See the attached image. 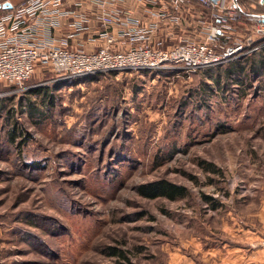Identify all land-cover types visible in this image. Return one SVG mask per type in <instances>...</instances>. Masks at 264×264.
Here are the masks:
<instances>
[{
	"label": "rangeland",
	"instance_id": "1",
	"mask_svg": "<svg viewBox=\"0 0 264 264\" xmlns=\"http://www.w3.org/2000/svg\"><path fill=\"white\" fill-rule=\"evenodd\" d=\"M203 71L108 74L54 90L53 105L32 98L36 112L26 90L48 87L51 71L0 84L18 141L28 138L18 151L0 117V264H179L188 240L215 238L241 196L249 214L264 212V70L220 87ZM160 180L188 196L139 194Z\"/></svg>",
	"mask_w": 264,
	"mask_h": 264
},
{
	"label": "built area",
	"instance_id": "2",
	"mask_svg": "<svg viewBox=\"0 0 264 264\" xmlns=\"http://www.w3.org/2000/svg\"><path fill=\"white\" fill-rule=\"evenodd\" d=\"M61 1L26 0L0 10V84L21 88L39 67L50 69L56 80L162 70L195 73L264 49V0H139L147 5L148 23L120 6L127 0H93L104 40L96 52L69 49L64 40L58 45L53 32L59 18L69 14ZM115 25L125 27L119 33L123 48L113 45ZM160 30L162 40L154 41ZM187 31L190 38L183 35ZM175 38L177 43L165 46Z\"/></svg>",
	"mask_w": 264,
	"mask_h": 264
},
{
	"label": "crops",
	"instance_id": "3",
	"mask_svg": "<svg viewBox=\"0 0 264 264\" xmlns=\"http://www.w3.org/2000/svg\"><path fill=\"white\" fill-rule=\"evenodd\" d=\"M120 6L130 16L142 19L145 23L150 22L145 2L127 0ZM60 8L69 14L59 18V25L53 32L58 45L61 46L60 41L64 40L65 47L86 52H96L104 45V40L100 35L102 27L93 16V12L97 10L93 0H62ZM124 28L123 25H115L110 30L115 38L113 45L116 48H123L121 44L124 38L119 33ZM183 35L185 38L192 36L189 31ZM162 38L163 32L160 30L156 33L154 41L162 40ZM176 41V38L167 40L165 46L175 44ZM165 46L163 45L164 48ZM143 74L147 75L145 72ZM52 77L49 79L50 82L52 79L51 84L62 81L56 80L53 74ZM98 77L100 76L82 78L80 84L95 81ZM66 85L74 86V84L62 83L59 88ZM37 86L40 85L33 84L29 90ZM248 199L246 196L238 198L237 203L238 207L241 206V210L238 208L235 210L229 222L217 230L215 238L213 237L210 242L204 241L203 243L199 238L188 240V253L180 254L179 264H264V246L261 244L264 238V212H257L255 216L249 214L247 212L250 207Z\"/></svg>",
	"mask_w": 264,
	"mask_h": 264
},
{
	"label": "trees",
	"instance_id": "4",
	"mask_svg": "<svg viewBox=\"0 0 264 264\" xmlns=\"http://www.w3.org/2000/svg\"><path fill=\"white\" fill-rule=\"evenodd\" d=\"M262 53V54H261ZM259 54L255 55H249L241 60H237L234 62H231L227 67L223 68L220 67L217 69L214 68H209L205 69L203 72L208 75L211 81L216 83L219 87L220 85L222 86L223 84L229 83L231 81H234L236 83H241L244 84L245 82L248 84L250 82L249 80L251 78V74H258V72L261 75H263V70H264V49L262 52ZM256 55L258 57L255 59ZM258 59V60H257ZM37 70H40L44 74H47L50 69L48 68H42L39 67ZM36 70V71H37ZM223 70L224 74L221 75L220 71ZM144 73V72H142ZM114 75H117L116 73H112ZM145 74L150 75L152 72L149 74V72H145ZM232 76L234 79H232ZM53 78V77H52ZM81 80L80 79H73V80H62L61 82L57 83L55 82L54 84L48 85L44 87H35L31 90L26 91L27 94H29V97L24 98L25 99V107L31 108V112L35 111V105L32 102V98H37L39 99V102L42 103V105H53L54 104V90L58 89L60 84L66 83V84H80ZM10 88L9 90L13 89V86L8 87ZM25 93V94H26ZM3 100L0 98V117H3L6 114V117L10 119L9 122H12V129L7 132L8 136V141H10L13 145H16V147H22L25 144V141L28 139L26 136H24L20 141H18V137H22L24 132L21 130L20 125L18 124L17 121H14V115L15 111L14 110H8L5 112L6 105L4 104ZM36 112V111H35ZM34 113V112H33ZM12 119V120H11ZM19 149V148H18ZM18 151H21L20 149ZM27 163V162H26ZM39 163H30L29 167L33 168H39L36 166H39ZM138 192L141 196L149 199H156L159 197L169 199L171 201H175L178 199H184L188 196L187 189L183 186L176 185L174 183H171L169 181L165 180H160L156 181L147 185H142L139 187ZM208 201V198H205ZM212 206L216 209L218 204L210 202ZM120 254L121 256L125 257L123 254L116 252L115 250L112 251L113 256Z\"/></svg>",
	"mask_w": 264,
	"mask_h": 264
},
{
	"label": "water",
	"instance_id": "5",
	"mask_svg": "<svg viewBox=\"0 0 264 264\" xmlns=\"http://www.w3.org/2000/svg\"><path fill=\"white\" fill-rule=\"evenodd\" d=\"M24 1H26V0H10L9 2H5L4 4H1L0 10H2V11L11 10L14 7L23 3Z\"/></svg>",
	"mask_w": 264,
	"mask_h": 264
}]
</instances>
